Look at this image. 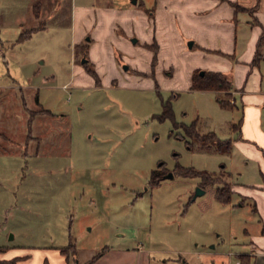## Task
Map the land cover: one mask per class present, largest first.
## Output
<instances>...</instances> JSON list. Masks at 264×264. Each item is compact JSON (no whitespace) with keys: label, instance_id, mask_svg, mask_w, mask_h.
Segmentation results:
<instances>
[{"label":"rangeland","instance_id":"1","mask_svg":"<svg viewBox=\"0 0 264 264\" xmlns=\"http://www.w3.org/2000/svg\"><path fill=\"white\" fill-rule=\"evenodd\" d=\"M134 1L0 0L2 264H256L252 245L264 249V43L260 65L243 64L257 100L237 92L233 105V94L186 87L193 66L234 59L190 48L183 31L184 43L168 37L147 50L134 36L123 46L118 25L122 45L106 47L102 10L153 2ZM239 3L241 56L254 28L264 31V0ZM41 20L46 31L19 41ZM82 32L96 44H80ZM36 114L45 122L32 134L21 119ZM191 126L230 141V150L208 149ZM34 134L39 150L31 144L15 156ZM234 186L231 202L217 199L218 187Z\"/></svg>","mask_w":264,"mask_h":264},{"label":"crops","instance_id":"2","mask_svg":"<svg viewBox=\"0 0 264 264\" xmlns=\"http://www.w3.org/2000/svg\"><path fill=\"white\" fill-rule=\"evenodd\" d=\"M135 3H137V1ZM233 3H239V0H153L151 6L149 7L143 2L141 3V5L144 4L143 7H127L120 12H118V10L107 8V10H102V13L100 14V22L103 23V25H100V32L105 27L106 34L104 35V38L106 47L108 46L112 49L115 47V45H122V40H120L121 37H117L115 33L116 27L121 25L123 27L122 29H125L124 33L126 35L125 37H122L123 46H125V41L129 42V38L134 36L137 37L136 43L141 44L147 50H150L149 48L151 47H158L161 49L162 42L168 37L172 39L176 38L175 40H179L180 42L184 43V38L181 37L180 33V31H183V33L186 34V38L194 39L195 42H193L192 47L198 45L201 47V49H209V51H213L214 53L222 51L234 59V61L231 63L230 61H225L220 57H211L213 58L212 60H214V65L212 64V67L205 69V71L222 72L226 75L230 71L234 72L233 79L229 75L227 76L232 80L233 83L232 93L234 95L235 105L237 103V98L235 96L237 92L241 94L242 100L247 101L252 99L256 101V96L253 95L252 92L258 90L250 88L249 85L251 82L249 80H251V71L243 64H247L251 60L250 65L253 67L252 72L255 70L254 68L260 65V61L255 63V56L258 42L263 32L257 28H254L255 31L248 42L247 49L241 56H238L237 45L239 19L238 12L233 6ZM107 15L113 17L109 19L106 17ZM117 15L122 17L118 18ZM34 17L37 20L43 17L41 5L39 16L37 17L34 11ZM105 18H108V23H104L106 21ZM41 21V26L33 27L34 29H37V32L46 31L48 27L46 20ZM33 28H29L28 30ZM87 36V32L80 33V44L83 40H86L92 42V46H94L96 44L94 43L96 39L91 37L88 38ZM96 37L98 38V35L95 33V38ZM219 40L223 41L222 45H220L221 43L219 44ZM151 56L152 55L149 57ZM197 70H201V67L193 66L190 68V80L186 87L192 89V77ZM256 81L257 78L255 77L254 85H256ZM16 88L23 90L21 86H16ZM4 89L5 87L0 85V92ZM257 98L258 100L262 101L264 100V95H261ZM1 110L4 112L5 108L2 107ZM43 116V114H36L35 116H32L30 120L29 117L21 119V123L26 125L29 123L33 134L35 133L36 128L39 129L44 124L45 120L42 118ZM28 130H30L29 126ZM41 140L42 139L40 136L34 134L32 138L28 140V142H18L19 144L17 145H19V150L14 155L18 157L22 156L25 154V149L28 150V147L31 144L36 143L38 151ZM2 155L6 157L11 155V153L2 152ZM233 192H236V187ZM260 245L264 247L263 242H261ZM252 248L253 250L250 256L256 258V264H264V249L262 252L261 250H256L254 245H252ZM31 261L27 263L23 261L20 264H31Z\"/></svg>","mask_w":264,"mask_h":264},{"label":"trees","instance_id":"3","mask_svg":"<svg viewBox=\"0 0 264 264\" xmlns=\"http://www.w3.org/2000/svg\"><path fill=\"white\" fill-rule=\"evenodd\" d=\"M233 6L236 8L237 12L240 11L239 10V3H233ZM39 10H40V5L38 4V7H36V10H35L37 17L39 16ZM241 10H246V8H243ZM36 30L37 29H34V28L30 29V30H26L25 32H23L21 34L19 41L27 40L29 37H31L32 33L35 32ZM263 43H264V31L261 34V37H260L259 42H258L257 52H256V56H255V63L259 62L257 58H258L259 50L263 46ZM156 62H157V53H155V56L153 57L152 67L155 66ZM84 65L86 67H88V61L86 63H84ZM88 71L91 74H93L94 76L96 75V72L94 70L88 69ZM142 74H144V73H142ZM191 88L193 90H199V91L225 92L226 94H228V96H232V94H233L232 93V90H233L232 80L226 74H224L222 72L205 71L204 74L202 75L201 70L195 71V73L193 74V77H192ZM219 101L223 107H232V104H231L232 102H231L230 98L227 100L220 98ZM233 105H235V104H233ZM170 113H171V109L167 110V115H169ZM189 131L193 135H196V137L200 140V142L202 144L206 145L208 147V149H212V147H216L220 151H229L231 148V142L230 141L218 140L214 133L201 135V134L196 133V131H194L193 126H191V128L186 129L187 133ZM192 134L189 136H192ZM224 146H226V148H224ZM179 167H181V166H179ZM210 175H211V178L213 179V185L217 184L220 180V176L213 175V174H210ZM185 176H190V175H185ZM195 176H201V175H195ZM153 178L155 179L154 176H153ZM233 193L234 192L229 187H227V188L226 187H218L217 199L221 202L229 203V202H231ZM2 250H3V248L0 247V254L2 253ZM62 253L63 254L65 253L64 250H62ZM102 255H103V253H100L93 260L100 258ZM2 263H4V262H2L0 260V264H2Z\"/></svg>","mask_w":264,"mask_h":264},{"label":"water","instance_id":"4","mask_svg":"<svg viewBox=\"0 0 264 264\" xmlns=\"http://www.w3.org/2000/svg\"><path fill=\"white\" fill-rule=\"evenodd\" d=\"M134 2H136V0H135ZM133 42L135 43V42H137V40H136V39H133ZM192 46H193V42H190V43H189V47L192 48ZM85 62H86V60H83V63H85ZM124 69L127 70V69H128V66H124ZM204 72H205V71H201V74L203 75ZM200 190H202V189H201V188H198L197 195H199Z\"/></svg>","mask_w":264,"mask_h":264},{"label":"built area","instance_id":"5","mask_svg":"<svg viewBox=\"0 0 264 264\" xmlns=\"http://www.w3.org/2000/svg\"><path fill=\"white\" fill-rule=\"evenodd\" d=\"M0 53H2V50H1V48H0Z\"/></svg>","mask_w":264,"mask_h":264},{"label":"flooded vegetation","instance_id":"6","mask_svg":"<svg viewBox=\"0 0 264 264\" xmlns=\"http://www.w3.org/2000/svg\"><path fill=\"white\" fill-rule=\"evenodd\" d=\"M163 164H164V163H162L160 166H162ZM164 177H165V176H164ZM164 177H163V178H164Z\"/></svg>","mask_w":264,"mask_h":264}]
</instances>
